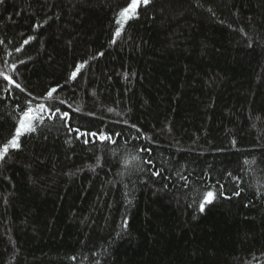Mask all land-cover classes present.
<instances>
[{"label":"trees","instance_id":"16d2710c","mask_svg":"<svg viewBox=\"0 0 264 264\" xmlns=\"http://www.w3.org/2000/svg\"><path fill=\"white\" fill-rule=\"evenodd\" d=\"M129 2L0 3V72L26 90L0 77V147L25 100L123 133L85 145L45 119L20 137L0 161V264H264V0H150L116 37Z\"/></svg>","mask_w":264,"mask_h":264},{"label":"snow or ice","instance_id":"6c2138e0","mask_svg":"<svg viewBox=\"0 0 264 264\" xmlns=\"http://www.w3.org/2000/svg\"><path fill=\"white\" fill-rule=\"evenodd\" d=\"M150 0H130V2L127 4L126 7L122 8L120 12L118 13L116 23L120 26L116 29L114 36L118 37L121 34V30L124 26V22H126L128 19L134 17L137 13V9L139 6H147L149 4ZM0 3H3V0H0ZM46 23V21H45ZM39 27H42L41 24L34 25V29H38ZM32 39V38H29ZM29 40H25L24 44H27ZM115 43V40L112 41ZM2 43V41H0ZM17 51H20L21 49L17 48ZM99 55H103V53H99ZM95 58V57H93ZM86 63V62H85ZM13 69L15 68V65L12 66ZM84 67V64H80L76 67L75 71H73L69 77V79H75L77 74L79 73L80 69ZM0 77H2L3 81L6 82L4 86H2V91L9 93V95H13L12 89L7 87V85H12L15 89H18L20 92H25L26 90L19 84L16 83L15 80L10 77L7 74H4L3 72H0ZM57 92V88L53 87L51 88L44 97L37 98L33 97V100L35 99H44L48 100L53 97V94ZM29 96H31V93H28ZM15 99V97H13ZM0 99H3V97H0ZM24 107H21V105L17 104L15 107L20 112L18 124L14 128V134L11 136L10 139L7 140L6 143L0 147V161L4 160L6 155L9 153V150H19L21 147L20 144V137L34 133L37 131V127L39 125H43L45 122V119L48 120H60L63 122V127H65L67 131V135L71 136L73 133H75V139L81 140L83 139V143L85 145L89 144L90 142L95 144L97 141L100 143L110 142L113 144L117 143V140L122 137L123 133L120 131H105L104 129H97L95 131L90 129H84L82 130L79 127H72L70 124V120L72 119L70 113L68 111H62L59 107L55 106H49L46 103H39L35 105V107L32 106L31 100H25L23 102ZM59 104L67 105V107L71 108V105L67 103L65 100H60ZM74 112L80 111L77 109H72ZM111 111V109H109ZM92 115V114H89ZM131 127L135 128V125H132ZM137 132H140V129L136 128ZM131 139H140V137H131ZM70 142V141H69ZM128 142V141H126ZM140 152L146 153L148 156V159H145L143 162L147 165H152L153 161L151 160V154L152 149L147 146H140L139 148ZM135 158V157H134ZM153 176H159L160 171L155 170L152 172ZM179 175V174H178ZM231 175V173H229ZM182 180L185 181V186H187V177L182 176L180 177ZM224 185H220L219 187V195L224 196L225 198H228L226 193L223 191ZM216 193H214L211 190H206L202 194V199L199 203V209L201 212L204 211L205 205L213 203V201L216 199ZM233 195L239 196V191H234Z\"/></svg>","mask_w":264,"mask_h":264}]
</instances>
